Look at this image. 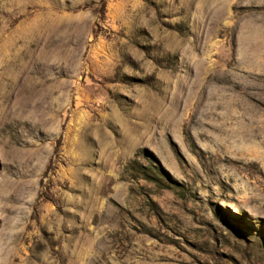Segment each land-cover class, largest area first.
<instances>
[{"label": "rangeland", "instance_id": "rangeland-1", "mask_svg": "<svg viewBox=\"0 0 264 264\" xmlns=\"http://www.w3.org/2000/svg\"><path fill=\"white\" fill-rule=\"evenodd\" d=\"M0 264H264V0H0Z\"/></svg>", "mask_w": 264, "mask_h": 264}]
</instances>
